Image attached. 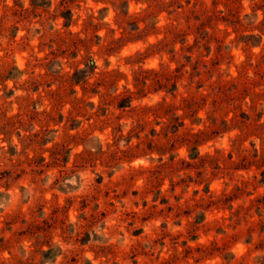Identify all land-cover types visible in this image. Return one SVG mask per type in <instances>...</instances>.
I'll return each mask as SVG.
<instances>
[{
    "label": "rangeland",
    "instance_id": "rangeland-1",
    "mask_svg": "<svg viewBox=\"0 0 264 264\" xmlns=\"http://www.w3.org/2000/svg\"><path fill=\"white\" fill-rule=\"evenodd\" d=\"M0 264H264V0H0Z\"/></svg>",
    "mask_w": 264,
    "mask_h": 264
}]
</instances>
